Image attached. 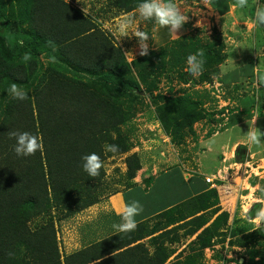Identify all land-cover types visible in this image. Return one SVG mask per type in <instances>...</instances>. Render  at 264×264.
<instances>
[{
	"label": "trees",
	"instance_id": "16d2710c",
	"mask_svg": "<svg viewBox=\"0 0 264 264\" xmlns=\"http://www.w3.org/2000/svg\"><path fill=\"white\" fill-rule=\"evenodd\" d=\"M9 2L11 4L7 11L0 3V18L3 17L6 21L4 26H0V94L7 80L11 79L21 84L26 79L28 70V76L33 82L30 87L32 91L25 90L28 94L25 100L14 99L11 96L5 101L0 122V264H61L52 224L40 225L32 231L27 225L28 221L52 207L59 212L66 210L62 212L64 216L70 215L75 210L90 207L103 198L97 196V193L94 198V187L89 184L92 179L97 181L102 179V169L99 176H88L83 171L81 157L96 152L102 158L98 137L101 138L103 132L125 119L119 104L122 95L129 92L131 94L139 82H145L146 79L150 81L146 82L147 91L155 90L157 81L153 74L160 71L156 69L159 64L161 68L164 66L161 60L158 65L151 61L152 57L160 59L157 50L162 52L166 48L171 50L177 45L185 44L193 52L197 50L199 41L189 36L179 37L149 50L147 56L137 57L129 63L121 49L113 43L112 36L101 30L90 16L84 15L66 0H9ZM114 2L128 12L137 6L138 0ZM14 30L24 32L25 39L21 41V46L15 42L13 47L9 48L12 42L9 35L15 34ZM209 50L213 48L209 47ZM25 52L30 53L35 59L29 61L27 67L15 63V60ZM42 53L55 55L58 62L74 66L78 73L86 72L94 79L84 81L72 76L66 81L65 74L55 62L42 70L36 69L37 56ZM222 57L221 52L217 50L212 51L207 57L204 66L208 60L216 59L215 69L213 68L206 77L208 81L211 75H217L216 66L222 62ZM142 63L149 65L144 75L141 74L143 70L138 71ZM132 67L138 74L140 80L138 82L124 80V76L132 72ZM189 80L191 77L185 74L183 81L186 83ZM120 85H128L132 89L121 91ZM256 95L260 109L264 110V86L256 91ZM153 100L164 103L175 101L173 98L162 96H157ZM198 104L188 101L189 106H183L182 109H190ZM34 111L37 112V120L33 118ZM191 112L187 114L183 112L185 118L181 122L173 118V129L177 130L180 126L191 129L192 123L199 118L198 113ZM159 121L163 124L162 117H159ZM169 128L165 127L166 132ZM12 131H28L40 135L43 149L34 155L17 156L13 150L15 138L9 136V132ZM246 153V147L239 146L236 150V159L244 160ZM125 162L127 178L132 180L136 171L140 169L139 161L134 156H128ZM167 175L168 173H165V178ZM150 180L151 177H148L144 181L149 183ZM226 190L228 194L231 192L228 186ZM119 192H122L124 203L131 200H138L141 203L142 198L143 210H146L144 203L155 190H143L133 183L126 189L112 193ZM142 192L145 196H142ZM189 201L194 202L190 209L208 208V211L213 210L216 216H224L226 222L227 214L224 212L227 211H220L216 189L196 195ZM171 205L172 208L164 207L152 214L158 212L155 217L165 216L168 211L178 208L180 203ZM169 219L171 222L174 221L173 218ZM212 222L211 225L218 228V224ZM137 223L139 224L136 229L131 232H116L84 250L71 253L65 257L64 264H113V260L118 264L124 261L128 264H164L172 254L160 247H158L160 251L153 259L143 258V261L139 259L138 256L142 255L136 251L142 244L144 233L140 234V237L135 234L143 225ZM213 232L214 227L203 230L196 236L195 242L201 248L210 246ZM252 236L250 234L249 238ZM131 254L133 257L129 259ZM27 256L30 257V261ZM248 261L255 264L253 258ZM258 264H264V256H261Z\"/></svg>",
	"mask_w": 264,
	"mask_h": 264
},
{
	"label": "rangeland",
	"instance_id": "374dc122",
	"mask_svg": "<svg viewBox=\"0 0 264 264\" xmlns=\"http://www.w3.org/2000/svg\"><path fill=\"white\" fill-rule=\"evenodd\" d=\"M66 1L84 15L90 16L101 30L112 36L114 40L113 43L116 44L124 54L132 52L134 59L141 57L138 54L139 46L136 38L129 35L128 37H120L118 39L119 32L117 26L123 15L131 14L135 17L132 30L139 27L141 30L150 34L151 39L148 41L149 50L165 44L168 37L166 35L165 38H160L164 35L161 32L167 30L166 27L160 25L156 27L155 21H145L140 18L139 13L136 11V7L126 12L123 8L115 5V0ZM176 2L186 14L203 10V0H176ZM0 3L6 7V11L11 4L9 0H0ZM192 17H194V21L196 22L202 18L207 19L205 14L199 13L189 15V19ZM5 22L3 17L0 18V26H4ZM192 25H194V23ZM195 27L196 28H194L191 33L194 35L193 38L199 41L196 48L198 49L199 46L203 47L207 57L210 56L212 51L216 50L223 55V45L220 38L214 37V32L197 27L196 24ZM259 30L261 32L264 31L261 28H259ZM14 31H16L15 34L9 35V40L12 41L11 43L9 41V48H12L15 42H18L21 46V41L25 39L24 32ZM154 37L158 38V40H154ZM191 41L193 42V40ZM188 47V45L184 44L183 46L177 45L171 50L169 48H166L165 51L162 52L157 50L159 51L157 53H159L160 59H154L152 57L151 61H155L158 65V62L161 60L164 66L161 68L159 64L156 69H160V71L153 74L157 83L155 90L152 92L147 91L148 84H146V82H148L149 79H146L145 82L140 81L133 67L131 70L132 72L124 76V80L126 81L140 82L136 89L132 90L131 94L129 92L119 98V104L125 119L117 126L103 132L101 138L98 137L102 150L103 175L100 181L92 179L91 182H89L90 186H93L95 190L94 198H96L97 193V196L103 197L104 199L109 198L112 201V199L117 198L112 192L116 190L120 191L131 186L134 183V178L142 169H145V174L159 173L160 171L169 169L173 165V161L171 160L172 157L175 159L178 155L182 160L191 156L193 158L198 155L200 149L204 148L198 147V145L196 147L192 146L193 142L199 139L203 140L224 128L230 127L234 122L244 118L245 114L250 111L249 106L251 105H248L246 101L248 96L251 95V91L236 89L234 86L224 87L222 84H216L214 75H211L209 81L207 80L206 77L209 76L216 65L214 62V60H216L215 58L208 60L209 62L204 66L202 73H189L187 56L192 52L190 47ZM209 47H211V49L213 48V50H209ZM23 55L15 60L16 64L27 67L29 61H35L32 56L30 60L25 61L22 58ZM37 57L38 63L35 62L37 64L36 69L42 70L50 67L53 62H55L65 74L66 81H69L72 76L84 81L94 79L92 75L86 72L78 73L74 66L58 62L59 60L55 55L49 56L42 53ZM207 57H204L205 61ZM125 59L129 63L134 60L131 58L130 54L125 56ZM38 64L41 66H38ZM148 66L149 65L142 63V65L138 67V71L143 70L141 74L144 75L146 73L144 71ZM28 74L29 70L26 79L21 84L11 79L5 82L0 94V122L3 118L5 101L11 97L8 91L11 83H16L29 92L32 91L30 87L33 80ZM185 74L191 77V80L186 83L183 81ZM231 77L232 75L228 76L229 79H231ZM92 88L94 89V87ZM119 88L121 91H131L132 89H130L128 85H120ZM157 96L169 99L173 98L175 101H167L166 103L163 101H154L153 99H156ZM251 96L255 97L257 104L258 96L256 92L254 91V94ZM188 101L198 102L199 104L197 106H192L190 109H182L183 106H189ZM257 108L256 106L255 109L259 110V108ZM191 111L199 114V118L192 123L191 129H187L185 126L176 127L177 130L173 129L174 125L172 119L175 118L178 122H181L185 118L183 117V112L187 114ZM159 117L163 118V124L160 123ZM33 118L37 120L36 111L33 112ZM22 126L23 125H20V127ZM166 126L170 127L167 132L165 129ZM38 136L40 137V135ZM105 143L116 144L119 146V151H126L122 153L119 151L117 153L105 152L103 150V145ZM158 143L159 147L156 148ZM128 156L136 157L140 166V169L136 171L135 177L132 178V180L128 179L126 175L127 168L125 160ZM235 161L237 160L235 159ZM151 162H153L154 166L150 165ZM237 170H239V179H237V181L241 183L240 179H246L249 184L251 181V178L248 179L249 173L244 174L243 167H238ZM110 194L113 196H110ZM227 194L228 191L226 192V195ZM103 198H101L102 201L100 200L101 203H105ZM221 198H223V195H221ZM189 200L190 199L184 201L182 197L175 200V202L181 201L178 208L168 211L165 216L152 218L137 229L135 234L139 237L141 236L140 234L143 235L144 233L141 239L142 244L136 251L142 255L138 256L140 260L143 261V258L148 260L153 259V256L160 251L158 250V247H160L169 252V254H172L168 260H165L164 264H251L248 261L251 258L254 259L255 264L261 261V256H264L263 220L256 222L259 224L253 226L251 230H248L249 228L245 229V227L241 225L244 224L243 222L239 223V221L245 220L239 216L242 214L236 213L237 207L240 206V204H234V206L231 207L229 202L225 199L220 201V210L231 208L227 210L228 213L224 212L227 214L226 222H224V216L217 215V217L215 213H213V210L208 211V208H200L198 210V208L195 207V210L190 209L194 202H190ZM115 203H117V201ZM103 206L104 204H102V207ZM225 206H227V209ZM114 209L117 212L120 211L116 206H114ZM87 210L88 207H83L79 210H75L70 215L64 216L62 212L66 210H61L59 212L55 207H52L49 211L32 217L27 225L33 231L40 225L51 223L55 233L59 255L65 258L75 251L84 250L103 240V237L108 236V232L113 230L112 226L109 225L111 223L108 221L107 215L103 214V212L96 213L99 211L96 206L94 210ZM169 218H173L174 221L171 222ZM212 221H215L216 225L218 224V228H216L215 225H211L213 223ZM212 227H214L212 243L210 246L204 248L199 247L195 242L196 236L203 230ZM240 229H242L244 233H239L238 231ZM161 234L165 235L160 236ZM250 234L253 235L251 238H249ZM229 240H231V242ZM236 241L242 242L236 244ZM234 245L240 247L241 250L234 248ZM130 257H133V254L129 256V259ZM26 258L30 261L29 256ZM59 260L61 259L59 258ZM112 263L118 264L117 261L114 260ZM120 264H128V262L124 261Z\"/></svg>",
	"mask_w": 264,
	"mask_h": 264
},
{
	"label": "crops",
	"instance_id": "0c3cea01",
	"mask_svg": "<svg viewBox=\"0 0 264 264\" xmlns=\"http://www.w3.org/2000/svg\"><path fill=\"white\" fill-rule=\"evenodd\" d=\"M235 2L236 0H211V3H209V0H203V10H199L200 12L193 11L187 15L189 17V15H194V13L205 14L207 19L202 18L196 22L194 21V17H192L188 19L182 28L176 30L174 33L166 28V31L161 32L164 35L160 38H165L167 35L168 37L165 41L167 43L170 40L183 36L194 37L191 32L196 28L195 24L197 27L204 28V30L214 32V37H219L223 45V60L218 64V73L214 76L216 84H222L224 87L234 86L236 89H245L251 91L252 95L258 88L254 78L253 67L258 64L264 66V31L261 32L259 27L251 23L247 11L234 7ZM255 3L256 0H249L250 5L255 6ZM193 23L194 25H192ZM157 26L158 24H156ZM261 28L264 30V26H261ZM154 40L157 41L158 38L154 37ZM226 68L228 69L227 71L225 70ZM229 75H232L231 79L228 78ZM251 95L248 96L246 101L248 105H251L249 106L250 111L245 114L244 118L203 140L199 139L193 142L192 146L194 147L197 145L198 147H204L199 150L198 155L183 160L178 155L175 159L172 157L173 165L169 168L170 170L166 169L159 173L145 174V169H142L139 172L134 178V183L143 190L147 189L150 191L154 189L155 193L148 197L146 202L144 201L147 209L137 216V222L145 224V222L150 221V218H154L158 213L152 214L154 211H159L164 207L172 208L173 205L171 204L178 202L181 204V201L175 202V200L181 197L186 201L196 195L206 193L210 190V186L204 182V177L209 175L216 176L219 172H225L229 174L227 179L232 192H237L233 193L231 198H234V195H236L235 201L237 205H242L237 207L236 213L242 214L239 216L245 220H241L239 223L243 222L245 225H241L245 229L249 228L248 230L259 224L256 222H260L261 220L255 219V210L264 208V146L250 144L244 134L251 127H257L261 131H264V110L261 109V114L252 125L253 115L259 112L255 107L260 105V102L257 99L256 104L255 97ZM261 141L264 142V137H261ZM239 146H245L248 151V161L245 162L246 164L235 161V153ZM158 147L159 143L156 148ZM150 165L154 166L153 162ZM245 165L250 167L248 169V179L251 178L249 184L246 179H240L241 183L237 181L239 179V173L236 172L237 168ZM165 173H168L166 178ZM148 177H151V180L149 183H145L144 180ZM114 195L117 198L112 199V201L109 198H103L105 203H101V200L88 207L90 211L94 210L96 206L97 210H99L96 213L103 212V214H106L111 226L113 223L121 221L120 214L124 204L122 192ZM142 196H145L143 192ZM222 199L226 200L224 195ZM115 200L117 203H115ZM254 202H258L260 205L251 206ZM229 203L231 204V202ZM102 204H104L103 207ZM112 206L113 209L114 206L118 207L120 211L113 210ZM246 206L249 209L247 212L245 211ZM230 209L228 208V210ZM249 217L252 218L250 219ZM141 218L143 220H140ZM262 225L264 226V220L262 221ZM238 232L244 233L242 229ZM114 233L116 231L113 229L111 232H108V236ZM105 237L107 236L103 238ZM234 248L241 250L237 245H234Z\"/></svg>",
	"mask_w": 264,
	"mask_h": 264
},
{
	"label": "clouds",
	"instance_id": "9594fccd",
	"mask_svg": "<svg viewBox=\"0 0 264 264\" xmlns=\"http://www.w3.org/2000/svg\"><path fill=\"white\" fill-rule=\"evenodd\" d=\"M211 3V0H209ZM234 7L245 10L249 13V18L251 23L259 28L264 26V0H256L255 6L249 4V0H236ZM136 11L139 13L140 18L145 21L153 20L156 24L166 27L170 32L174 33L176 30L183 27V25L188 21L189 17L186 12L181 11V7L178 6L176 0H138ZM135 23V17L131 14H125L120 18L117 30L119 32L118 39L120 37H128L131 35L135 37L139 46L138 54L140 56H147L149 54V44L148 41L151 39V36L148 32L141 30L139 27H136L132 30V26ZM262 29V28H261ZM130 54L131 58L134 59V55L132 52H128L124 54L128 56ZM205 50L203 48H198L195 52L189 53L187 56V64L189 65L188 71L192 74H200L204 69L205 64ZM23 60L28 61L31 58L30 53H25L23 55ZM231 67V65H230ZM228 70L227 68L225 69ZM254 78L256 84L258 86L257 90L261 86H264V66H260L259 64L253 67ZM9 93L14 99L25 100L27 98V92L16 83H11L9 89ZM259 108V112L254 114L252 117V125L261 114L260 105H257ZM247 140L250 144H254L257 146H264V142L261 141V137H264V131H261L257 127H251L246 132ZM10 137L15 138V144L13 146V150L17 156H30L34 155L37 151H41L43 149V140L42 137L32 134L28 131H12L9 132ZM103 150L105 152L117 153L119 151V146L116 144H108L105 143L103 145ZM236 154V153H235ZM161 155V154H160ZM236 159V155H235ZM248 151L246 153L245 159L242 161H238L237 163L246 164L248 161ZM82 160V168L83 171L88 174L90 177H97L100 175V170L103 167V160L99 154L96 152H91L89 154L83 155L81 157ZM248 166H243L244 174L248 173ZM237 170L236 172H238ZM229 174L225 172H219L216 176L209 175L204 177V182L210 186V189H216L219 201L220 193L224 195L227 202H231L230 206L233 207L234 204L237 205L233 196V193H237L236 191L232 192L230 185L228 184ZM226 186L229 187L230 193L226 195ZM226 195V196H225ZM259 206L260 203L254 202L251 206ZM242 206V205H240ZM227 209V208H226ZM228 210V209H227ZM220 210V211H227ZM249 209L246 206L245 211L247 212ZM143 211V205L138 200H131L130 202H125L122 206L121 210V221L119 223H113L112 228L116 232H131L137 227V216ZM235 215V214H234ZM250 219L252 217H249ZM255 219L264 220V208H260L255 210ZM233 223V222H232ZM231 242V240H229ZM61 259V257H60ZM64 257H62L61 262L64 264Z\"/></svg>",
	"mask_w": 264,
	"mask_h": 264
}]
</instances>
